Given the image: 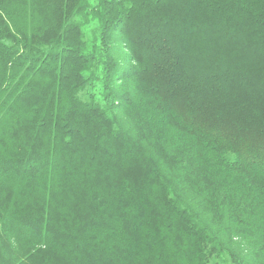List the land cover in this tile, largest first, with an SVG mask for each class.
Instances as JSON below:
<instances>
[{
    "label": "trees",
    "instance_id": "obj_1",
    "mask_svg": "<svg viewBox=\"0 0 264 264\" xmlns=\"http://www.w3.org/2000/svg\"><path fill=\"white\" fill-rule=\"evenodd\" d=\"M0 264H264V0H0Z\"/></svg>",
    "mask_w": 264,
    "mask_h": 264
}]
</instances>
